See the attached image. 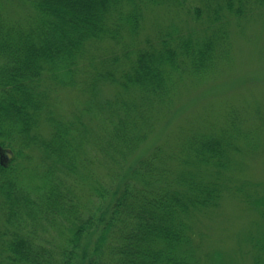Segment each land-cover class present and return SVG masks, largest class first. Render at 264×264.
<instances>
[{
    "label": "trees",
    "instance_id": "16d2710c",
    "mask_svg": "<svg viewBox=\"0 0 264 264\" xmlns=\"http://www.w3.org/2000/svg\"><path fill=\"white\" fill-rule=\"evenodd\" d=\"M252 15L264 0H0V264H230L201 222L225 197L264 216L225 173L258 135L174 148L154 133L183 78L229 60L228 21Z\"/></svg>",
    "mask_w": 264,
    "mask_h": 264
},
{
    "label": "rangeland",
    "instance_id": "374dc122",
    "mask_svg": "<svg viewBox=\"0 0 264 264\" xmlns=\"http://www.w3.org/2000/svg\"><path fill=\"white\" fill-rule=\"evenodd\" d=\"M5 7L9 13L17 11L16 4L7 2ZM160 21L167 22L168 15ZM228 29L229 60L209 73L181 80L172 102L159 117L154 136L158 143L177 148L191 132L219 134L226 129L233 133L237 127L251 130L244 134L253 140L258 135V146L249 149L246 145L247 154L242 155L246 168L242 172L227 169L225 173L248 180L253 196L255 192L264 195V20L259 15L238 23L231 18ZM244 134L239 136L241 144L246 143ZM237 158L241 160L239 155ZM201 229L205 249L221 250L230 264H252L248 250L254 248L249 240L264 241V216L235 197H225L215 215L203 218Z\"/></svg>",
    "mask_w": 264,
    "mask_h": 264
},
{
    "label": "water",
    "instance_id": "95a60500",
    "mask_svg": "<svg viewBox=\"0 0 264 264\" xmlns=\"http://www.w3.org/2000/svg\"><path fill=\"white\" fill-rule=\"evenodd\" d=\"M0 151H1V148H0ZM3 156L4 158H10L12 156V153L9 150H5L3 153H1V157Z\"/></svg>",
    "mask_w": 264,
    "mask_h": 264
}]
</instances>
